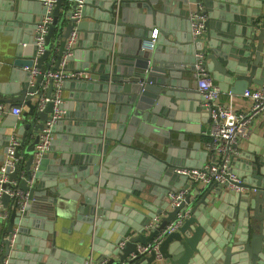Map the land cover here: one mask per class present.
Segmentation results:
<instances>
[{
	"label": "water",
	"instance_id": "1",
	"mask_svg": "<svg viewBox=\"0 0 264 264\" xmlns=\"http://www.w3.org/2000/svg\"><path fill=\"white\" fill-rule=\"evenodd\" d=\"M99 1L84 0L81 17L75 18L78 1L57 0L45 50L38 54L35 37L46 7L40 0H0V31L11 36L5 58L0 59V102L26 106L22 119L14 115L12 122L5 120L0 126V133L16 127L21 138L15 167H6L8 179L0 184V223L5 224L0 233V264H25L18 262L20 258L42 262L44 254L56 251V230L46 218L52 212L58 216L60 200L67 211L64 216L74 217L76 226L88 224L90 248L98 256L91 254L87 260L83 256L84 262H126L139 243L152 242L182 212L187 216L163 237L158 251L130 259L131 264H264V138L232 159L241 184L254 191L237 192L214 182L196 190L190 187L175 207L167 198L169 192L189 186L176 168L204 165L195 160L200 155L195 151L187 156L182 132L192 127L185 123L187 119L199 121L201 108L187 101L193 97L197 61L203 60L224 92L241 96L252 84H264V0L253 2L255 8L244 16L234 12L247 0H112L106 3L107 13L96 16ZM199 15L207 18L203 31L195 36L193 22L199 21ZM175 16H182L181 20ZM89 19L96 29L103 19L104 28L95 35L88 32L87 38L95 36V41L86 38L76 43L67 60L77 65L64 66L89 77L64 83L72 90L59 105L65 113L51 127L50 146L61 155L43 154L34 171L40 132L55 106L48 100L38 110L42 96L53 98L54 79L45 73L61 69L66 39L75 29L88 31ZM155 29V46L143 49V41ZM54 37L57 48L52 51ZM50 53L53 63L46 62ZM32 68L39 70L35 77ZM176 130H182L177 131L181 147L171 142ZM151 132L165 137L168 144L162 159L133 144L137 134ZM28 134H32L30 142ZM9 138L0 154V176ZM23 146L27 160L22 158ZM71 152L77 154L70 161ZM172 178L183 182L175 187L163 184L158 194V184ZM130 182L133 189L128 188ZM214 188L218 191L212 194ZM149 192L160 200L149 203ZM157 216L159 225L147 233V224ZM37 228L53 235V248H46L45 233ZM50 259L45 264H51Z\"/></svg>",
	"mask_w": 264,
	"mask_h": 264
},
{
	"label": "built area",
	"instance_id": "2",
	"mask_svg": "<svg viewBox=\"0 0 264 264\" xmlns=\"http://www.w3.org/2000/svg\"><path fill=\"white\" fill-rule=\"evenodd\" d=\"M46 7V13L43 22L38 26L37 35L35 37L37 45V53L41 54L45 50V35L48 32L49 24L53 20L52 11L57 0H40ZM72 2L74 0H68ZM77 11L74 12L73 17H81V9L84 4V0H76ZM206 15H199L198 22H193V34L195 36L200 35L203 31L204 20ZM79 37L78 30H73L69 37L66 39V51L62 60V67L59 70H48L45 75L47 78L52 77L54 79V91L53 98L48 96H42L38 102V110L44 108L48 100L54 101V113L50 119L45 123L43 130L40 132V139L36 145V163L33 166L35 171L37 168V162L43 154L47 153L50 149L53 133L51 130L52 125L62 116V110L59 108L60 103L63 101L62 90L63 84L69 79H81L88 78V73L83 71L74 72L72 70L65 69L67 64V58L72 53V49L77 43ZM157 35L152 34L150 39L144 40L142 43L143 49H153L155 46ZM32 77H35L39 70L32 68ZM195 77L197 82V88L201 93L202 106L209 113V118L212 122V129L209 133V140L205 144L207 150L208 159L201 167H178L176 172L183 174L187 177L189 186L177 189L176 191L169 192L167 198L169 199L170 206L175 207L187 195L190 187L196 184L198 187H205L214 182L223 184L226 189L235 190L237 192H247L255 190L246 185L241 184V178L232 170V159L239 155L240 145L242 141L247 138L251 132V123L254 118L260 114H264V84L249 87L245 90L242 97L247 98L250 101L248 108H234L229 105L222 98V92L218 84L214 81L212 75L208 72L207 68L203 65V60H199L196 63ZM33 83V79L31 81ZM48 82L43 84V88L46 89ZM13 113L18 116H22L24 109L21 106H8L3 102H0V115L4 113ZM21 145V138L18 132H15L10 136L7 152L5 155V161L1 166L0 184L8 179V175L5 174V169L8 165L12 168L15 167L17 159L15 158V152L18 146ZM10 193L13 194L11 190ZM1 212V209H0ZM188 213H179L175 220L171 221L161 232L154 238L152 242L147 244H138V250L136 253H132L130 259L133 260L136 257L144 254H148L151 251H158L159 244L163 237L175 230V228L183 221L184 217ZM2 215L6 217L7 213L3 212ZM161 217L157 216L153 218L146 226L147 233L159 225ZM131 237V234L127 235L126 240ZM125 241H121L120 245L123 246ZM159 253V252H158ZM160 255V254H159ZM130 259L122 264H131ZM86 264H94L92 260H88Z\"/></svg>",
	"mask_w": 264,
	"mask_h": 264
},
{
	"label": "crops",
	"instance_id": "3",
	"mask_svg": "<svg viewBox=\"0 0 264 264\" xmlns=\"http://www.w3.org/2000/svg\"><path fill=\"white\" fill-rule=\"evenodd\" d=\"M256 0H247V4H239L238 5V11L234 12V13H238L239 16H244L247 14V10H253L255 7L253 5V2H255ZM101 3L97 4L95 6V11L96 13L94 14L93 12V8L91 9V14L93 15H100V14H104L107 13V7H106V3H111L112 0H102L99 1ZM65 7V6H63ZM93 7V6H92ZM63 10V8H62ZM173 10V8H171V11ZM36 8L32 7V12H35ZM181 17L175 16L173 17V19H176L179 21V19L181 20ZM207 18V17H206ZM89 27L88 31H84V30H79V37L77 40V43L84 41L87 38V34L88 32H91L92 34L97 33L98 30H100L101 28H104V20H100L98 21L99 23L96 24H101L102 26L99 28H94V23L93 21H91V19H89ZM228 24V22H227ZM3 26V24H2ZM61 31L60 29H58V32ZM63 31V29H62ZM157 29H155V31L153 32V34L156 33L157 35ZM54 37L52 39V46L51 49L52 51H54L57 46H56V41H55ZM11 39L10 35H4L3 32L0 31V59L4 60L5 58V54H6V45L9 42V40ZM89 39V41H95V36L92 38H87ZM54 60V55L52 53H50V55L48 56V58L46 59V62H51L53 63ZM74 63L70 62L67 60V68L69 69V66H76L77 65V61H73ZM66 66V65H65ZM263 69V68H262ZM212 75V74H211ZM213 77V76H212ZM5 78H8L5 77ZM183 78H185V75L183 76ZM1 79V77H0ZM214 81L217 83V81L215 80V78L213 77ZM73 80V79H72ZM69 81V80H66ZM65 81V82H66ZM256 85H260V84H252L250 87L256 86ZM48 87V86H47ZM46 87V88H47ZM192 88L194 90L193 93V97L190 99H186L187 101H192V102H196L197 105L199 106V108H201V110L197 111L198 113V120L197 122L191 120V119H187L185 121V123L187 124V126H192L189 127L187 130H181L184 133V140L186 142L185 148L186 150H188L187 152V156L189 155V153H191L192 151H195L197 154H200L198 156H196L195 160H197L198 162H206L208 159V154L206 155L204 153V151H206L205 148V144L206 142L209 140V133L212 129V122L208 116V113L206 110H204V108L202 109V97H201V93L199 92L198 88H197V82H196V77L194 76L193 80H192ZM221 89V88H220ZM71 87L68 88L67 86H65L63 84V90H62V96H63V101L66 99V97L70 94L71 92ZM222 92V98L224 99V101H226L229 105L233 106L234 108L240 109V108H248L250 106V101L242 96L239 95H233L230 92H224L223 90H221ZM62 101V102H63ZM8 106H11L10 104H8ZM14 106H21L24 111L26 110V106L25 105H21V104H16ZM113 109V106H111V110ZM62 114L65 113L64 110H62ZM15 114L7 112L4 114L0 115V126L2 125L3 122L8 121V122H12L14 120L13 116ZM17 117H20L18 115H16ZM22 119V117H21ZM28 119H31V116H28ZM181 123V122H180ZM185 123L182 122L183 125H185ZM196 126L198 127V131H194L197 128L193 127ZM65 131V130H64ZM181 133L180 130H176L172 133V145L175 147H181L180 146V139H179V134L178 132ZM15 132H17L16 127H11L8 126L7 128L4 129V131H2V133H0V142L3 143L2 146H0V154L2 153L3 150V145L7 144L8 142V136H11L12 134H14ZM64 134V132L62 133ZM32 138V134H28V142H30ZM54 138V135H53ZM253 138V142L251 141V139ZM264 138V114H260L259 116L255 117L253 122L251 123V132L249 134V136L247 138H245L241 145H240V153L245 152L248 150V148L251 145H258V142L260 139ZM10 139V138H9ZM134 145L138 144L139 146H142L141 149H143L144 151L148 152L149 154L155 156L156 158H164L167 155V148H168V144H166L165 142V137H163L160 134H156L151 132L150 135L148 136H144L141 134H137L134 137V141H133ZM198 144L197 147H195V145ZM137 145V146H138ZM48 154L50 156V158L56 154L57 156L61 155L60 150H55L54 153L52 150H48ZM76 152H71L70 153V161L75 158L76 156ZM176 154H174L175 156ZM238 155V156H239ZM176 157V156H175ZM22 158L27 160L28 159V154L25 152V147L23 146L22 148ZM163 182V181H162ZM183 181H181V179L179 178H172L171 180L169 179L168 181H166L165 183H160L158 184V190L157 193L160 192L161 193V189L165 188L163 186V184H168L170 186H176V185H180L182 184ZM134 185L132 183L131 186V182L130 185H128V188L133 189ZM206 187V186H205ZM196 188H198V186L196 184L191 186V189L196 190ZM204 188V187H202ZM215 190V188H214ZM212 192V194L216 193L218 190H215ZM121 194L119 195H124L125 192H120ZM159 194V193H158ZM158 194L155 193H148L147 201L149 203H155V201L160 200V196H158ZM131 198V197H130ZM132 200V199H131ZM157 203V202H156ZM59 206L58 209V216L55 217V213L53 214V212L48 215L49 217H47L46 219L50 220V222L52 223L53 221V227L56 230V240H55V248L56 251H51L49 253H46L43 255L42 257V262H37L34 261V259L27 260L25 258H20L18 259V262H25V264H30L31 262H35L33 264H45V262H48L49 258L50 259V263L51 264H86V260L87 258L92 254V256H98V253L93 251L90 248V242H91V237L90 235L87 234V227L88 224L86 223H79V226H76L75 223V218L74 217H68V216H64L66 215L67 211L65 212V209H62V200H60V202H58L57 204ZM144 212L147 211V209H142ZM115 222H112L111 227L114 226ZM5 228V224L0 223V233L2 232V230H4ZM37 230H39L40 232L45 233V244H46V248H53V235L51 233L48 232V230L46 228H37ZM123 230V229H121ZM117 233L114 232L113 233V237L112 239H114L116 237ZM74 255V257H73ZM83 256L86 258L85 262L83 261ZM61 257H64L65 259L68 258V260H63ZM105 259H108L106 257H104ZM70 260V261H69ZM93 260V259H92ZM95 260V259H94ZM37 262V263H36ZM94 264H97L94 263Z\"/></svg>",
	"mask_w": 264,
	"mask_h": 264
},
{
	"label": "trees",
	"instance_id": "4",
	"mask_svg": "<svg viewBox=\"0 0 264 264\" xmlns=\"http://www.w3.org/2000/svg\"><path fill=\"white\" fill-rule=\"evenodd\" d=\"M65 5H66V4H65ZM23 165H24V163H23V161H22L21 167H23Z\"/></svg>",
	"mask_w": 264,
	"mask_h": 264
}]
</instances>
